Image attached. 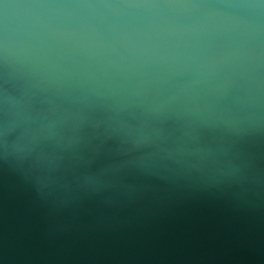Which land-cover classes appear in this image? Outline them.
<instances>
[{
	"label": "water",
	"instance_id": "water-1",
	"mask_svg": "<svg viewBox=\"0 0 264 264\" xmlns=\"http://www.w3.org/2000/svg\"><path fill=\"white\" fill-rule=\"evenodd\" d=\"M0 264H264V0H0Z\"/></svg>",
	"mask_w": 264,
	"mask_h": 264
}]
</instances>
